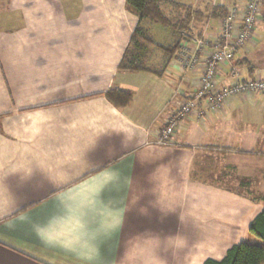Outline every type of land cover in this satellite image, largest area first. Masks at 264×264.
Masks as SVG:
<instances>
[{
    "label": "crops",
    "instance_id": "obj_1",
    "mask_svg": "<svg viewBox=\"0 0 264 264\" xmlns=\"http://www.w3.org/2000/svg\"><path fill=\"white\" fill-rule=\"evenodd\" d=\"M2 1L1 14L16 13L0 30L3 264H202L250 237L264 208L263 94L235 97L221 111L201 100L203 116L195 110L172 144H157L176 102L198 86L210 44L186 72L178 48L170 56L162 47L180 43V33L147 19L153 41L130 48L150 70H121L140 23L126 0ZM246 1L164 0L161 8L177 21L192 12L189 29L212 40L222 17L214 9ZM261 38L256 30L223 66V85L233 69L264 78ZM111 87L133 91L132 102L114 105Z\"/></svg>",
    "mask_w": 264,
    "mask_h": 264
},
{
    "label": "built area",
    "instance_id": "obj_2",
    "mask_svg": "<svg viewBox=\"0 0 264 264\" xmlns=\"http://www.w3.org/2000/svg\"><path fill=\"white\" fill-rule=\"evenodd\" d=\"M262 0H247L243 9L231 6L221 17V26L217 36L208 40L205 36L196 35L191 29L180 31V43L176 60L184 71H195L201 62L202 54L208 44L212 46L202 67L199 83L196 89L186 98L176 102V107L170 115L166 125L162 128L155 143L170 145L173 135L181 122L195 110L199 117L203 116V109H199L201 100L206 107L214 111H221L228 103L240 95H264V78L241 77L238 70L231 71V81L225 85L221 83L223 66L231 62L236 54L256 37V24L262 16Z\"/></svg>",
    "mask_w": 264,
    "mask_h": 264
},
{
    "label": "trees",
    "instance_id": "obj_3",
    "mask_svg": "<svg viewBox=\"0 0 264 264\" xmlns=\"http://www.w3.org/2000/svg\"><path fill=\"white\" fill-rule=\"evenodd\" d=\"M163 2L164 0H126L127 7L138 14L140 23L132 34L130 43L119 63V69L129 71L150 70L149 67L142 65L132 55L130 48L131 45H138L140 40L153 41L142 21L149 19L155 23L169 26L178 33L184 28L189 29L190 21L193 18L192 12H189V15H186L183 20L173 22L163 12L161 8ZM262 2L264 8V0ZM213 13L217 16H224L227 10L216 8ZM178 46L179 41L172 46L162 47L171 56ZM252 68L254 67H251L250 70L253 71ZM105 95L114 105L120 108L128 106L133 99V91L123 88L111 87L105 92ZM202 264H264V208L255 216L250 225V237L233 244L227 249L222 258L209 257Z\"/></svg>",
    "mask_w": 264,
    "mask_h": 264
},
{
    "label": "rangeland",
    "instance_id": "obj_4",
    "mask_svg": "<svg viewBox=\"0 0 264 264\" xmlns=\"http://www.w3.org/2000/svg\"><path fill=\"white\" fill-rule=\"evenodd\" d=\"M8 1V3H10L11 2V0H7ZM6 0H3L2 2H7ZM62 2V5L64 6L65 5V3H70V2H72L74 5H76L77 3H79V0H68V1H61ZM76 12H78V9H77V11ZM262 17H261V22H260V24H258L257 26H258V29H256L257 30V33L258 34H262L263 36H264V8H263V11H262ZM73 14H75V13H73ZM13 16V15H16V13H11V12H3L2 14H1V12H0V30H4V28H6V25H5V23H4V21H5V19H8L9 17L11 18V16ZM169 16H170V18H171V20L173 21V22H177V20H176V18L174 17L175 15H171V14H169ZM3 21V22H2ZM149 21H151V20H149ZM10 22H12L11 21V19L9 20V22L7 23L8 24V26H10L11 27V23ZM151 23H153L152 21H151ZM153 25H154V27H157L158 29H162V28H164V31H166V29L167 30H172L170 27H167V26H162V25H158V24H154L153 23ZM10 29V28H9ZM156 34V33H155ZM155 36V38H156V40H157V42L158 43H163V44H166L165 42V38H168V36H165V35H161V34H159V33H157L156 35H154ZM264 40V38H261L260 40ZM264 47V46H263ZM154 51L155 50H153V55H155L154 54ZM160 51L163 53L164 51L163 50H161L160 49ZM263 52H264V49H263ZM263 57H264V54H263ZM264 59V58H263ZM151 60H153V59H151ZM154 62H155V60H153ZM263 63H264V60H263ZM239 242H241V241H239ZM228 243L229 242H227L226 243V245H225V247L228 245ZM209 258V257H208Z\"/></svg>",
    "mask_w": 264,
    "mask_h": 264
},
{
    "label": "snow or ice",
    "instance_id": "obj_5",
    "mask_svg": "<svg viewBox=\"0 0 264 264\" xmlns=\"http://www.w3.org/2000/svg\"><path fill=\"white\" fill-rule=\"evenodd\" d=\"M103 154V152H101V155ZM0 264H3V261H0Z\"/></svg>",
    "mask_w": 264,
    "mask_h": 264
}]
</instances>
